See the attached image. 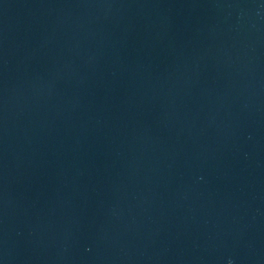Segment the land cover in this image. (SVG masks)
Listing matches in <instances>:
<instances>
[{
  "label": "water",
  "instance_id": "obj_1",
  "mask_svg": "<svg viewBox=\"0 0 264 264\" xmlns=\"http://www.w3.org/2000/svg\"><path fill=\"white\" fill-rule=\"evenodd\" d=\"M264 264V0H0V264Z\"/></svg>",
  "mask_w": 264,
  "mask_h": 264
},
{
  "label": "clouds",
  "instance_id": "obj_2",
  "mask_svg": "<svg viewBox=\"0 0 264 264\" xmlns=\"http://www.w3.org/2000/svg\"><path fill=\"white\" fill-rule=\"evenodd\" d=\"M229 264H231V262H229Z\"/></svg>",
  "mask_w": 264,
  "mask_h": 264
}]
</instances>
